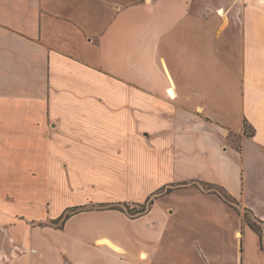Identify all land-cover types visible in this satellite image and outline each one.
<instances>
[{
  "label": "crops",
  "instance_id": "0c3cea01",
  "mask_svg": "<svg viewBox=\"0 0 264 264\" xmlns=\"http://www.w3.org/2000/svg\"><path fill=\"white\" fill-rule=\"evenodd\" d=\"M203 185L264 223V0H0V264H257Z\"/></svg>",
  "mask_w": 264,
  "mask_h": 264
},
{
  "label": "rangeland",
  "instance_id": "374dc122",
  "mask_svg": "<svg viewBox=\"0 0 264 264\" xmlns=\"http://www.w3.org/2000/svg\"><path fill=\"white\" fill-rule=\"evenodd\" d=\"M244 132L249 134L251 133V127H249L247 124H245L244 128H243ZM230 140L237 145L239 143V138L237 137V135L231 134L229 136ZM205 190H209L211 189V186H205L203 185ZM213 188V187H212ZM213 191L217 192L223 195L224 192L219 189L214 187L212 189ZM230 205L233 206L235 208V210L237 211V213L239 214V216L241 217V220L243 221V223L245 225L247 224H253L255 227H257L258 231L260 232L261 236H262V246L261 249H257L256 251H254L251 254V260L253 262H256L257 264H264V223H261L259 221H257L251 214L249 211L245 210L243 207H239L237 206V204L235 203V201H233V199L230 201ZM139 205H133V208L131 209L132 214L130 216H137L138 214H136V212H134V210H138L139 209ZM63 216V215H62ZM59 222V220L56 221V224Z\"/></svg>",
  "mask_w": 264,
  "mask_h": 264
},
{
  "label": "trees",
  "instance_id": "16d2710c",
  "mask_svg": "<svg viewBox=\"0 0 264 264\" xmlns=\"http://www.w3.org/2000/svg\"><path fill=\"white\" fill-rule=\"evenodd\" d=\"M211 186V188L213 187H216V188H219V189H221L223 192H224V194L222 195L221 194V198L225 201V202H227L228 204H230V201L232 200V198L229 196V195H227V193L225 192V190H223L222 188H220V187H218V186H215V185H210ZM212 188V189H213ZM171 190V188H167V192H169ZM157 195H154L153 194V196L152 197H148L146 200H145V202L144 203H142V204H139V209L138 210H134V212H136V214H138V215H140V214H142V213H144V212H146L150 207H151V205L153 204V199H154V197H156ZM115 208V209H119V210H122V211H124V212H126L127 214H132V212H131V209H133V208H130V206L127 204V203H114V204H108V205H101V206H97L96 208ZM84 209H88V207H86L85 208V206H78V207H75V208H73V209H70V210H68L63 216H61L60 218H59V221H61V223L63 222V220L64 219H66L69 215H71L72 213H75V212H77V211H81V210H84ZM56 221L57 220H55V221H53V223H55L56 224ZM254 231H256V232H259L258 231V229H257V227H255L253 224H248ZM60 226V225H59ZM58 226V227H59Z\"/></svg>",
  "mask_w": 264,
  "mask_h": 264
},
{
  "label": "built area",
  "instance_id": "2783aa9c",
  "mask_svg": "<svg viewBox=\"0 0 264 264\" xmlns=\"http://www.w3.org/2000/svg\"><path fill=\"white\" fill-rule=\"evenodd\" d=\"M168 93L171 95V93L169 92V90H168Z\"/></svg>",
  "mask_w": 264,
  "mask_h": 264
}]
</instances>
